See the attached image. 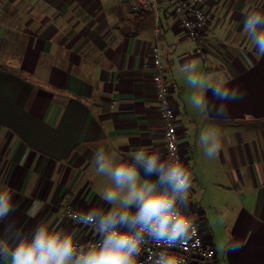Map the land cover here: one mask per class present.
Returning <instances> with one entry per match:
<instances>
[{
  "label": "crops",
  "instance_id": "0c3cea01",
  "mask_svg": "<svg viewBox=\"0 0 264 264\" xmlns=\"http://www.w3.org/2000/svg\"><path fill=\"white\" fill-rule=\"evenodd\" d=\"M156 1L169 97L193 174L187 210L216 264H264V56L244 28L249 13L264 14V0L206 3L202 55L172 0ZM154 17L123 0H0V192L19 204L0 221V239L13 222L29 233L50 220L65 234L77 229L79 242L94 240L60 202L66 196L84 212L111 207L101 194L112 182L96 172L95 153L114 164H131L137 151L168 158L152 81ZM218 83L242 97L205 90ZM223 108L226 119L217 114ZM209 131L222 140L211 158L199 139Z\"/></svg>",
  "mask_w": 264,
  "mask_h": 264
},
{
  "label": "clouds",
  "instance_id": "9594fccd",
  "mask_svg": "<svg viewBox=\"0 0 264 264\" xmlns=\"http://www.w3.org/2000/svg\"><path fill=\"white\" fill-rule=\"evenodd\" d=\"M264 14L249 13L244 20L245 31L252 38L258 54L264 56ZM189 65H185L188 68ZM203 86V84H202ZM220 99L232 102L241 98L238 88L225 83L208 85ZM204 104L201 97L197 102ZM228 109L218 110L227 118ZM205 155H217L222 140L217 131L200 135ZM140 167L134 164H114L103 152H96V172L107 176L112 187L106 188L101 199L107 210L92 208L85 212H69L79 225L91 226L99 234L96 243L87 245L77 240V229L67 234L52 226V221L39 222L29 233H21L15 222L5 228L6 238L0 239V264H138L145 245L154 243L164 249L149 257V264H187L185 258L170 254L168 250L184 247L197 234L195 214L188 209L189 192L193 187V174L179 157L169 156L161 163L162 153L145 156L143 151L129 152ZM171 161V163H169ZM141 170L145 179L141 176ZM154 177V178H153ZM19 204H13V193L0 192V221L5 220ZM31 215V210H29ZM232 241V245L238 244Z\"/></svg>",
  "mask_w": 264,
  "mask_h": 264
},
{
  "label": "built area",
  "instance_id": "2783aa9c",
  "mask_svg": "<svg viewBox=\"0 0 264 264\" xmlns=\"http://www.w3.org/2000/svg\"><path fill=\"white\" fill-rule=\"evenodd\" d=\"M131 4V8L136 10L140 7L153 11L155 14L154 22L156 27V40L151 49V67L152 81L156 91V99L158 102V112L163 126V134L165 145L167 148V156L173 159L179 157L183 162V154L179 143V133L176 126V113L172 101L169 97L170 85L167 78V65L164 61L163 51L159 43V25L160 13L163 8L156 0H123ZM211 0H172L174 12L182 27L187 31L188 35L196 41V52L200 55L204 53L206 40L202 32L208 21V13L204 9V5ZM171 163V161H169ZM60 208L63 215L73 221L68 215L69 212H84L77 209L67 197H63L60 202ZM87 213L85 212V215ZM197 234L184 247L168 250L170 254L179 255L186 259L187 264H216L217 252L210 242H205L201 236V230L198 224ZM97 233L96 239H86L81 241L82 244L96 243L99 240L98 232L89 226ZM164 249L154 243L145 245L144 251L138 257V264H149V257L155 256L158 252Z\"/></svg>",
  "mask_w": 264,
  "mask_h": 264
},
{
  "label": "water",
  "instance_id": "95a60500",
  "mask_svg": "<svg viewBox=\"0 0 264 264\" xmlns=\"http://www.w3.org/2000/svg\"><path fill=\"white\" fill-rule=\"evenodd\" d=\"M131 164H134V165H137V167H140V165L137 163V161L136 160H131ZM141 176L143 177V178H145V179H148L149 177H146V176H144V172H143V170H141ZM154 178V177H153Z\"/></svg>",
  "mask_w": 264,
  "mask_h": 264
},
{
  "label": "rangeland",
  "instance_id": "374dc122",
  "mask_svg": "<svg viewBox=\"0 0 264 264\" xmlns=\"http://www.w3.org/2000/svg\"><path fill=\"white\" fill-rule=\"evenodd\" d=\"M173 82H177V79H175V76H173ZM178 85V84H177ZM205 186H203V188H204ZM222 230V228H220V231ZM224 235V233H222V236Z\"/></svg>",
  "mask_w": 264,
  "mask_h": 264
}]
</instances>
